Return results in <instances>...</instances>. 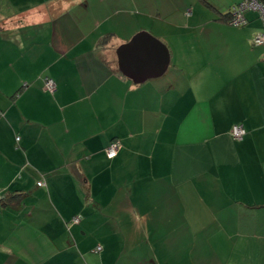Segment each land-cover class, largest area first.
Here are the masks:
<instances>
[{"label": "crops", "instance_id": "crops-1", "mask_svg": "<svg viewBox=\"0 0 264 264\" xmlns=\"http://www.w3.org/2000/svg\"><path fill=\"white\" fill-rule=\"evenodd\" d=\"M241 1L0 0V264L264 263V24L223 18ZM142 31L171 59L136 83L117 51Z\"/></svg>", "mask_w": 264, "mask_h": 264}, {"label": "water", "instance_id": "water-1", "mask_svg": "<svg viewBox=\"0 0 264 264\" xmlns=\"http://www.w3.org/2000/svg\"><path fill=\"white\" fill-rule=\"evenodd\" d=\"M120 70L136 83L163 75L170 64V50L149 32L136 34L118 51Z\"/></svg>", "mask_w": 264, "mask_h": 264}, {"label": "built area", "instance_id": "built-area-1", "mask_svg": "<svg viewBox=\"0 0 264 264\" xmlns=\"http://www.w3.org/2000/svg\"><path fill=\"white\" fill-rule=\"evenodd\" d=\"M248 10H256L260 11L263 19H264V5L261 4L258 0H243L240 4L237 6H234V14L231 23L234 25H242L246 22L245 18V12ZM253 44L255 46H261L264 44V32H260L256 34V36L253 39ZM45 86L48 90H55L56 89V82L48 78L45 80ZM231 133L233 137L238 140L242 141L246 135L247 130L245 126L242 123H236L233 125ZM121 147V142L119 140H113L109 147L106 149L107 156L109 158H114L117 156L118 151ZM45 184L44 180H41L38 182V185L43 186ZM4 195L0 194V198L2 199ZM80 217H75L74 222H79ZM97 250H102V246H98Z\"/></svg>", "mask_w": 264, "mask_h": 264}, {"label": "trees", "instance_id": "trees-1", "mask_svg": "<svg viewBox=\"0 0 264 264\" xmlns=\"http://www.w3.org/2000/svg\"><path fill=\"white\" fill-rule=\"evenodd\" d=\"M261 4H263L264 5V0H258ZM242 2V1H241ZM240 2V3H241ZM240 3H238V4H240ZM238 4H236V6L238 5ZM249 11V10H248ZM247 12V11H246ZM245 12V13H246ZM233 14H234V7L231 9V10H229L228 12H227V14H225L224 15V19H226L227 20V22H229V23H231V21H232V18H233ZM245 15V14H244ZM262 16V15H261ZM245 18H246V16H245ZM248 23V21H247V18H246V22L245 23H243L242 25H236V26H244V25H246ZM232 24V23H231ZM234 25V24H233ZM256 36V35H255ZM111 144V143H110ZM109 147V146H108ZM7 199H8V196H6V195H4V197L2 198V201H4V202H6L7 201Z\"/></svg>", "mask_w": 264, "mask_h": 264}, {"label": "rangeland", "instance_id": "rangeland-1", "mask_svg": "<svg viewBox=\"0 0 264 264\" xmlns=\"http://www.w3.org/2000/svg\"><path fill=\"white\" fill-rule=\"evenodd\" d=\"M256 11V10H255ZM257 12V14L259 15V20L264 24V19H263V17L261 16V13H260V11H256ZM188 14H190V11H188ZM172 66V65H171ZM172 68L173 67H169V71L171 72V70H172ZM233 140L234 141H237L236 139H234L233 138ZM237 142H239V141H237ZM250 158V157H249ZM263 246V245H262ZM255 259V258H254ZM264 264V263H263Z\"/></svg>", "mask_w": 264, "mask_h": 264}]
</instances>
